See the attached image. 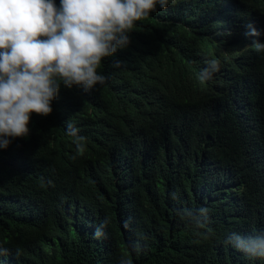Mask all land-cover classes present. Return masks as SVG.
Segmentation results:
<instances>
[{"label":"trees","instance_id":"1","mask_svg":"<svg viewBox=\"0 0 264 264\" xmlns=\"http://www.w3.org/2000/svg\"><path fill=\"white\" fill-rule=\"evenodd\" d=\"M129 36L0 149V264H264L231 240L264 233V0H175Z\"/></svg>","mask_w":264,"mask_h":264},{"label":"clouds","instance_id":"2","mask_svg":"<svg viewBox=\"0 0 264 264\" xmlns=\"http://www.w3.org/2000/svg\"><path fill=\"white\" fill-rule=\"evenodd\" d=\"M170 3L175 0H60L59 6L55 0H0V149L29 135L31 114L51 115L61 84L86 93L103 87L108 76L99 71L102 61L129 46L136 22ZM247 29L246 36L261 35L252 24ZM251 48L264 54V42L258 39ZM123 63L113 60L110 67ZM218 70V62L210 60L200 78L211 80ZM65 131L82 154L87 138L70 121ZM198 212L185 209L178 215L203 228L208 209ZM95 235L102 233L97 229ZM231 240L247 255L264 258V233L233 234Z\"/></svg>","mask_w":264,"mask_h":264}]
</instances>
